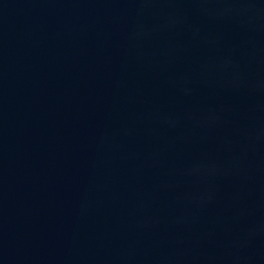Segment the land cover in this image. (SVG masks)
Segmentation results:
<instances>
[{"label": "water", "instance_id": "obj_1", "mask_svg": "<svg viewBox=\"0 0 264 264\" xmlns=\"http://www.w3.org/2000/svg\"><path fill=\"white\" fill-rule=\"evenodd\" d=\"M0 264H264V0H0Z\"/></svg>", "mask_w": 264, "mask_h": 264}]
</instances>
